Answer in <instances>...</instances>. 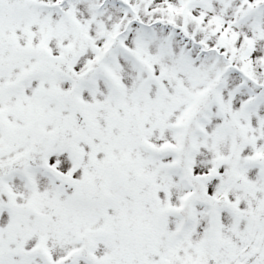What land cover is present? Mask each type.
Returning <instances> with one entry per match:
<instances>
[{"label": "snow or ice", "instance_id": "obj_1", "mask_svg": "<svg viewBox=\"0 0 264 264\" xmlns=\"http://www.w3.org/2000/svg\"><path fill=\"white\" fill-rule=\"evenodd\" d=\"M0 264H264V0H0Z\"/></svg>", "mask_w": 264, "mask_h": 264}]
</instances>
